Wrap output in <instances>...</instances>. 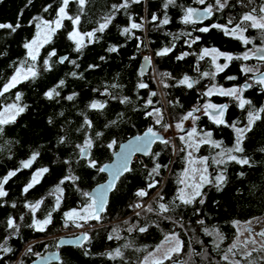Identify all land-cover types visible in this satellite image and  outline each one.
Returning a JSON list of instances; mask_svg holds the SVG:
<instances>
[{"label":"trees","instance_id":"trees-1","mask_svg":"<svg viewBox=\"0 0 264 264\" xmlns=\"http://www.w3.org/2000/svg\"><path fill=\"white\" fill-rule=\"evenodd\" d=\"M122 2L86 0L81 10L78 0H69L66 13L71 17L80 16L76 30L84 35V46L76 51L74 41L68 38L73 24L71 20L64 19L51 41L40 47L36 60L32 61L24 44L34 37L40 20L53 21L57 18L62 0H31V3L29 0H0V24H11L13 27L19 24L15 32L8 28L0 29V89L21 64L24 68L34 64L37 73L0 96V110L12 104L24 108L23 112L15 114L14 121L0 125L3 127L0 133V178L16 171V175L4 185L7 195L0 198V244L7 240L5 246L12 249L8 253L0 250V264H31L38 256L51 250L59 251V259L50 264H139L165 236L171 234L179 239L180 251L173 252L171 259H163V264H228L222 257L236 237L235 223L264 215V112H260V119L244 135L241 143L243 152L232 153L240 159H248V165L227 160L226 157L225 163H214V159L221 158L218 153L235 146L234 129L217 125L207 115L196 120L197 129L211 132V137L221 147H214L211 143L199 146L198 152L207 158V176L213 183L205 184L201 189L202 197L190 205H183L176 199L186 161L185 146L178 135H173L172 142L164 127H176L177 123L184 121L181 119L184 115L193 108L201 111L206 103L226 106V124L235 123L243 127L248 123L249 110L264 107V87L251 78L264 72V60L251 57L256 51L247 60H222V65H229L222 72L215 71L208 56L200 59L205 48L215 47L237 57L264 47L261 30L249 26L244 36L250 43L245 45L239 39L211 27L213 24L229 29L235 27L241 17L254 8L255 14L261 15L259 8L264 6V0H229L223 10L216 9L215 0H205L204 4L196 0H175L167 8L164 7L166 0H141L138 4L130 3L127 9L114 11L112 5ZM48 5L51 7L44 11ZM209 5L213 6V11L206 20L183 22L187 8ZM153 14L157 16L156 21H152ZM36 17L39 20L34 19ZM105 17H111L108 27L103 32H95L94 37L89 39L85 34L94 32L100 23L105 22ZM165 17L169 23L160 24ZM229 19L233 20L232 24H228ZM132 22L142 27L121 35L123 28H130ZM202 27L210 30L200 32ZM109 47H116L117 51L109 52ZM165 48L171 51L162 56L156 54ZM53 51L56 55L49 57ZM143 53L152 57L145 75H141L139 69L142 59L148 57ZM182 55L183 59H177ZM63 56L68 59L60 63ZM46 59L49 60L47 66L44 64ZM244 67L253 71L243 72L241 69ZM153 70L160 79V88L153 77ZM204 72L214 73V78L203 76ZM184 76L194 81L191 88L179 84ZM230 76L236 79H228ZM60 81L64 83L60 84ZM140 83L146 87L139 88ZM244 84L252 86L245 88ZM211 85L244 88L240 97L250 100L251 105L241 109L234 97L219 93L204 96L203 93ZM53 89L59 95L54 93L49 99L45 93ZM17 94L19 100L16 99ZM125 97L127 102L121 103ZM93 102L104 107L92 108ZM157 108L164 112L158 117L160 124L156 123L154 111ZM147 112L153 115L146 116ZM86 119L90 126L85 124ZM113 121L116 123L113 124ZM149 128L163 134L164 140L170 143L166 145L160 140L155 141L150 152L139 156L131 164V170L118 179L100 219L82 221L87 240L79 246H58L61 237L77 235L59 236L61 232L78 229L74 221L66 222L64 213L80 209L89 202L83 193H89L106 179V173L100 172L99 168L111 160L121 142ZM97 133L101 135L97 136ZM86 140L92 141V147L87 158H81L77 145L83 146ZM113 141L115 143L109 149L107 145ZM182 148L183 151L180 150ZM34 154L30 167L23 168L22 163L32 159ZM90 160L96 161L95 168L88 166ZM156 163L162 167L158 174L149 177ZM44 168L48 171L43 173L39 183L25 193L23 189L32 180L33 174ZM220 173L225 176V181L217 190L213 185ZM69 175L79 179L67 180L60 185L62 194L53 192L60 180ZM152 181L156 182V186L149 188L148 184ZM141 190L147 193L144 197L136 195ZM57 196H60V206L52 211L56 207ZM160 196H163L162 200ZM200 198L204 199L203 204L199 203ZM38 201L42 203L35 213L37 220L43 221L52 212L51 223L43 231L28 227L32 224L33 213L25 205ZM160 203L166 204L169 211L161 212ZM136 204L146 205L138 210ZM149 205L153 209L151 212L147 211ZM8 218L18 225V231L7 228ZM200 220L204 224L198 223ZM139 227H146L147 231L140 232ZM205 228L209 231L215 229L223 240L215 234H206ZM114 229L118 232V239ZM110 235L113 239L108 238ZM216 243H219V248ZM29 248L31 252H28ZM116 249L121 255L109 258L107 254ZM235 251L237 255L229 254V260H241V264H247L240 256L244 251L241 248ZM252 258H256L258 264H264V251L252 252L249 259Z\"/></svg>","mask_w":264,"mask_h":264},{"label":"snow or ice","instance_id":"snow-or-ice-1","mask_svg":"<svg viewBox=\"0 0 264 264\" xmlns=\"http://www.w3.org/2000/svg\"><path fill=\"white\" fill-rule=\"evenodd\" d=\"M140 2H141V0H123V2L118 4V5H116V4L112 5V8L114 11L118 12L121 9H127L130 6V3L138 4ZM174 2H175V0H166L164 7L167 8L170 4H174ZM196 2L200 3V4H204L205 0H196ZM249 2H252V0H249ZM29 3H31V0H29ZM85 3H86V0H78V4H79V7L81 8V10H83ZM228 3H229V0H215V7L217 10H223L226 6H228ZM68 4H69V0H62V5L59 7V9L57 11V18L55 20H53V21L40 20V22L36 24V27L38 30L36 33V36L31 40V42L24 44V48L28 50V57L32 61L36 60V54L39 52V48L43 47L44 44L51 41L52 36L62 26V21L64 19L71 20V22L73 24V31L69 33L68 38L70 40L74 41L76 51L79 52L81 50V48L84 46L83 45L84 35H81L76 30V25H78L80 22V16L79 15H77L75 17L68 16L66 13V7L68 6ZM50 7H51V5H48V7H46L44 9V11H48V8H50ZM212 11H213V6H211V5L205 7L202 12L198 11L196 9H193V8H187L185 11V15L183 17V22L184 23L196 22V20H200V19L204 18L205 16H211ZM255 13H256V9L254 8V9H252L251 12L244 14L241 17L240 22L237 23L235 25V27H232L231 29H229L227 26L218 25V24H213L211 27L212 28H218V29L222 30L226 36L230 35L235 39H239L242 43H244L246 45V44L250 43V41L244 36V32L250 26L251 28L261 30L262 42H264V15H256ZM259 13L264 14V6H261L259 8ZM193 17H195L196 19L193 20ZM34 19L39 20V17H36ZM129 20L131 21V17H129ZM156 20H157V16L155 14H153L152 21H156ZM110 21H111V17H105V22L100 23L99 27L97 29H95L94 32H88L85 35H87L89 37V39L93 38L95 35V32H103L108 27V24L110 23ZM247 22H250V24H248ZM168 23H169V20L167 19V17H165L163 20L160 21V24H163V25H166ZM232 23H233V20L229 19L228 24H232ZM17 27H19V24H17L15 27H13L11 24H0V29L8 28V29H11L12 32H15ZM141 27H142L141 24L132 22L130 24V28L129 27L123 28L121 35L129 34L132 29H140ZM209 30L210 29L208 27H202L199 29L200 32H208ZM193 43H195V40L193 41ZM189 47H191V44H189ZM108 51L109 52H116L117 48L116 47H109ZM170 51H171L170 48H165L162 51H158L156 54L158 56H162V55L167 54ZM255 51L256 52H264V47L256 48ZM54 55H56L55 51L51 52L49 54V57L54 56ZM184 55H187V53H185ZM205 56H211L212 57V64L215 66L217 72H222V71H224V69H226L229 66L228 63H225L222 66L216 64V60L220 57H223L226 61H231L233 59H242V60L249 59V54L247 52H245L242 56L234 57L231 54L221 52L220 50H218L215 47H213L211 49H207V48L203 49L201 54H200V59H203ZM67 59H68L67 57H62L59 62L64 63V61ZM101 59H103V57H101ZM145 59L147 60L148 58L145 57ZM177 59H183V55L178 56ZM260 59L264 60V56H261ZM73 63H75V62L73 61ZM44 64L47 66L49 64V60H47V59L44 60ZM89 67H95V65H90ZM241 70L243 72H246V73L253 71V69L246 68V67L242 68ZM197 71H199V69H197ZM36 75H37V73L35 71V65L34 64L27 66L26 71L24 69V65L21 64L20 67H17L15 69V75H13L11 77V79L3 85L2 89H0V96H3L11 88L15 87L17 83H19L23 80H27L30 77H35ZM72 75L75 76L76 73H72ZM165 75H167V74H165ZM202 75L205 77L211 75L214 78V73L204 72V73H202ZM228 79L234 80V79H236V77L230 76V77H228ZM257 82L261 85H264V74L261 75V77L259 78V80ZM63 83H64V81H60V84H63ZM193 83H194V81H190V78L188 76H184V78L179 81L180 85H187L189 88H191L193 86ZM251 86H252L251 84L247 85V87H251ZM138 87L144 88V87H146V85L143 83H140L138 85ZM165 87H167V85H165ZM243 91H244V88L233 87V88L225 90L223 88H217L216 86H213L208 91L204 92L203 95L204 96H211L214 93H219L220 95L234 97L235 99L238 100V107L241 109H244L246 105H251V101L247 100V99H242L240 97V95H238V93H242ZM54 93H55V95H59L58 92H55V89H53L49 92H46L45 95H46V97L51 99L53 97ZM152 95H155V93H152ZM16 99L17 100L20 99L19 94L16 95ZM68 99L71 100L72 97L69 96ZM125 102H127L126 97L121 100V103H125ZM148 103L151 104V100H149ZM91 107L92 108H103L104 105L97 103V102H93ZM10 109H15L17 115L24 111L23 107H18L17 105L12 104V105H7L4 108V112L9 111ZM203 109H204L205 115H208L209 118L211 120H213L214 123H216L217 125L230 126L236 132L235 146L232 148L223 149L220 153L217 154L221 158L220 159H214L213 162L218 164V165L223 164L226 162L225 161V157H226L227 160L236 161L237 163H239L241 165H248L249 164L248 159H240L236 155H233L232 153L243 152V148L241 147L243 137L246 134V132L251 131L253 123L256 120L260 119V112H264V107H262L259 110H255V109L249 110L248 116H247L248 124L244 128L237 127L235 123H233L232 125L226 124V121L223 118L224 114H225V109H226V106H224V105L217 106V105H214L211 103H206L203 105ZM210 109L212 110L211 113H209ZM198 111H200L199 108H193L186 115H184L181 119L182 120H188L191 117L193 119V122H195V120L198 119V117H196L194 115V113H196ZM4 112H0V117L4 116ZM156 114H157V116H159V110L158 109L156 110ZM152 115H153L152 112L146 113V116H152ZM14 120H15V116H11L8 119H0V125L7 124V123L12 122ZM112 123L114 124L116 122L113 121ZM156 123L160 124L161 120L157 119ZM85 124H89V121L87 119L85 120ZM89 126H90V124H89ZM164 127H165V130H167V128L169 126L165 125ZM176 128L180 131H184V129L180 123L176 124ZM2 132H3V127H0V133H2ZM100 135H101V133H97V136H100ZM196 135H197V129L195 127H193L187 133V136L189 138H192ZM211 135H212L211 132H205L203 134L204 138H202L200 140V143H211L214 147H217V148L221 147L220 143L215 142V141H211ZM180 139L182 142L185 141L184 136H181ZM156 140H160V142H162L166 145L168 143H170L169 141L158 137L156 135V133L153 131V129L149 128L147 130V132L144 134V136H142V137L137 136V137H135V140L130 141L127 146H122V151L119 154L118 161L112 170L113 177L115 178V177L121 175L123 172L130 171L131 169L128 167V162H129L130 156L136 152H143L145 154H148L151 144L154 143ZM114 143H115V141H113L112 143H109L107 145V147L109 149H111ZM186 146L189 148H198L199 147V145L196 144V142L194 140H192L191 142H188ZM91 147H92V141L91 140H86L83 146L77 145V148L79 149V153L81 155V158H87L88 151ZM180 150L183 151L184 149L182 148ZM156 155H159V153H157ZM188 155H189V157H191L192 153L189 152ZM34 159H35V154L33 155L32 159L23 162L22 167L23 168L30 167L32 160H34ZM206 159L207 158L200 159L199 161H196L194 159H190L189 165L195 164L197 162L200 164H205ZM65 163H67V161H65ZM88 166L95 168L96 167V161L90 160ZM161 167H162L161 164L156 163L155 166L149 172V174H148L149 177L153 176V174H158V170ZM106 170H107L106 167L99 168L100 172H104ZM47 171H48V169L44 168V169H41L38 172L34 173L32 176V180L24 187L23 191L25 193H27L31 188H33V186L36 183H39L40 177L43 175V173H46ZM189 172H191V175H189ZM198 172L200 173L199 174V182H195V177H196V174ZM206 172H207L206 167L203 169H196V168H190V169L186 168L185 169V172L183 174L184 178H182L179 181V183L184 184L185 187L181 188L179 190V194L176 197V199H178L181 204H183V205L192 204L193 201L196 200L198 197H202V195H203V193L201 191L202 187L205 184L213 183V181L210 180L208 178V176H206L204 174ZM15 175H16V171H10V172H8V174L6 176H4L3 178H0V198L5 197L7 195V192L4 189V185L8 182V180L11 177H13ZM77 179H79V178L76 176H72V175L64 177L63 179L60 180L59 185H57L53 189V192L62 194L63 189L60 187V185H63L65 183V181H67V180L75 181ZM189 180H192L193 182L189 183ZM224 181H225V176L222 173H220L215 177V182H214L213 186H215L217 188V190H220ZM155 186H156L155 181H152L148 184L149 188H153ZM113 187H114V184H109L107 186L102 185L92 194L83 193V195L88 198L89 202L85 203L80 208L79 211L73 209L72 211L65 212L64 217H65L66 222L67 221H73L75 219L82 220L84 222H87L88 219L99 220L100 219V213H103L105 210V202H106L107 192L110 189H112ZM186 188H191V192L185 191ZM77 190L79 191V189H77ZM146 194L147 193L143 190L138 191L136 193V195L138 197H144ZM160 199L162 200L163 196H160ZM41 203H42V201H38L35 204H26L25 205V207L30 208V210L33 213L32 224L28 225V227L34 228L37 231H43L45 229V227L49 223H51V217H52V212H49L43 221L37 220L35 218L36 210L40 207ZM199 203L203 204L204 199L200 198ZM0 206H2V205H0ZM59 206H60V196H57L56 207L53 208L52 211H55L56 208H59ZM13 207H15V205H13ZM135 207L140 208V207H142V205L136 204ZM176 207H179V205H176ZM159 209L161 212L169 211V207L164 203L159 204ZM147 211H149V212L153 211L151 205L148 206ZM81 213H83V215H81ZM137 215H139V213H137ZM21 219H23V217H21ZM125 223H127V221ZM198 223L204 224V221L200 220V221H198ZM65 226H67V223L65 224ZM76 226L81 227L82 225L77 224ZM7 228L8 229H15L16 231L19 230L18 225L14 222V220L12 218H8ZM128 230L132 231V228H129ZM113 231L116 232V238L118 239L119 235H118L117 230L114 229ZM139 231L145 232V231H147V228L146 227H139ZM204 231L208 235L215 234L219 240H221V241L223 240V237L220 236V234L215 229H213L212 231H209V229L205 228ZM259 235L264 236V233H260ZM108 238L113 239V236L110 235ZM76 239H77V241H79L81 239V237H77ZM82 239L87 240L88 239L87 234H84ZM166 239L175 240V246L172 247L171 249H169V251L166 252L165 256H164V259H171V253H173V252L179 253L180 241L178 239H176V237L174 235L172 237H166ZM248 243H249V241H245L244 245L246 246ZM251 243L255 244L256 242H255V240H252ZM6 244H7V240H5L3 244H0V250H2L4 253L11 252L12 249L10 247H6L5 246ZM125 247H128V245H125ZM216 247L219 248V243H216ZM237 247H238L237 243H233L227 249L224 256L222 257L223 260L228 261V264H241V260H229V254H232L233 256L237 255V252L235 251L237 249ZM258 251H264V244L261 245L260 249L253 248L251 251L245 250L244 252L240 253V256L243 260L247 261V264H258V260L256 258L249 259L250 257H252V252H258ZM28 252H31V248L28 249ZM192 254H195V253H192ZM107 255L109 256V258H115L116 256H120L121 252L119 249H116L115 252H109ZM154 264H163V262H162V260H158V261H155ZM185 264H186V262H185Z\"/></svg>","mask_w":264,"mask_h":264},{"label":"rangeland","instance_id":"rangeland-1","mask_svg":"<svg viewBox=\"0 0 264 264\" xmlns=\"http://www.w3.org/2000/svg\"><path fill=\"white\" fill-rule=\"evenodd\" d=\"M261 15H264V14H261ZM37 31H36V33H37ZM36 33H35L34 37L36 36ZM31 40L29 42H31ZM207 49H211V48H207ZM253 51H255V49L249 50V51H247V53L250 55L251 53H253ZM143 55H146L150 59H152V57H151L150 54L143 53ZM208 57L212 61V57L211 56H208ZM222 60H224L225 62H227L223 57H220V58H218L216 60V64L222 66V64H221V61ZM152 67H153V64H152ZM24 69L26 71L27 68H24ZM215 71H216V68H215ZM14 75H15V73H14ZM153 77L157 81L156 83H157L158 87L160 88V79H158V76L155 73V71L153 72ZM213 86H216L217 88H223V87H220L218 85H211L208 88V90L210 88H212ZM262 87H264V85H262ZM231 88H233V87H231ZM237 88H241V87H237ZM223 89L227 90V89H230V88H223ZM4 108L1 109L0 112H4ZM157 109L159 110V116H157V114H156V110ZM157 109L154 111L155 114H156V116H157L156 119H158V117H161L162 116L161 114L164 113L161 108H157ZM15 114H16V110L15 109H10L9 111L4 112V116L3 117H0V119H8L11 116H15ZM194 115L196 117H198V118L200 116H202V115H205L204 109L202 108V110L200 112L194 113ZM196 120H195V122H193V119L190 117L188 120H184L182 123H180L182 125L184 131H180L176 127L172 128L171 126H169L168 129H167V132L169 133V136H170V139H171L172 142H174V137H175V136L173 137V135H178L179 137H181V136H184L185 137V141L183 143H184V146H185L186 161H185L184 169H183L182 174L180 176V180L182 178H184L183 174H184L186 168H189V169L190 168L203 169V168L206 167L205 164H200L198 162L195 163V164L189 165V160L190 159H194L196 161H199L200 159H204V156H202L198 152V148L199 147L198 148H189V147L186 146L187 143L188 142H191L192 140H194L196 142V144H198L199 146L201 144H203V143H200V140L202 138H204L203 137V134L205 132L199 131L197 129L196 124H195L196 123ZM246 125L243 126V127H239L238 125H236V126L239 127V128H244V127H246ZM193 127H195L197 129V135L194 136V137H192V138H189L187 136V133ZM234 132H235V130H234ZM235 135H236V132H235ZM211 141H214L212 137H211ZM189 152L192 153V156L191 157H189V155H188ZM199 174H200L199 172L196 174L195 182H199ZM204 174L207 176V172L204 173ZM189 175H191V172H189ZM192 182H193L192 180H189V183H192ZM184 187H185L184 184H180L179 190L181 188H184ZM179 190H178V194H179ZM185 191L191 192V188H186ZM140 205L143 206V205H146V204H140ZM137 209L139 210L140 208H137ZM75 210L79 211L80 209H75ZM81 215H83V213H81ZM88 220H90V219H88ZM73 221L76 223V225L77 224H81L82 226L81 227H78V229H76V230H72V231H69V232H61V234H59V236H61V235H73L74 233L75 234H80V233H83V232L86 233V228L83 226L82 220L75 219ZM235 227H236L237 233H236V237H235L233 243H237V245H238L237 248H241L243 251H245V250L251 251L253 248H256V249L261 248V245L264 244V236L259 235L260 233H264V215L259 216V217H255L253 219H250V220H247V221H244V222H236L235 223ZM173 235L174 234L165 236V238L152 251H150L148 254H146L143 257V259L141 260V262L139 264H154L155 261L163 260L164 259V256H165V253L168 252L169 249H171L172 247L175 246V240L166 239V237H172ZM174 236L176 237V239H178L176 235H174ZM252 240H255L256 243L255 244H252L251 243ZM245 241H249V243L246 246L244 245V242Z\"/></svg>","mask_w":264,"mask_h":264},{"label":"water","instance_id":"water-1","mask_svg":"<svg viewBox=\"0 0 264 264\" xmlns=\"http://www.w3.org/2000/svg\"><path fill=\"white\" fill-rule=\"evenodd\" d=\"M193 9H196V10L201 11V12L204 10V8H199V7H194ZM209 17L210 16H205L204 18H202L200 20H196V22L204 21V20H206ZM195 19L196 18L193 17V20H195ZM261 56H264V52H254L251 55V57H255V58H260ZM147 58L148 59L146 60L145 57H144L142 59V61H141L140 68H139L141 75H145L148 72V70H149V68L151 66V59L149 57H147ZM262 74H264V72L263 73L256 74V75H253L251 78L254 81H258ZM246 86L247 85L244 84V87L245 88H246ZM211 112H212V110H209V113H211ZM147 130L148 129H146L145 131H143L140 134H135V135L129 137L128 139H126L125 141L121 142L118 145L116 151H114L111 160L108 163L104 164L103 167H106L107 168V170L104 171L106 173V179L102 183H100V184L96 185L94 188H92V190L89 192V194H92L93 192H95L102 185L103 186H107L109 184H114V187L107 192L105 207H106V205H107V203L109 201L110 194L114 190L115 185H116L118 179L125 173V172H123L121 175H119V176H117V177L114 178L113 177V172H112L113 167L116 165V163L118 161L119 154L122 151V146H127L129 144V142L130 141H134L135 140V137H137V136H141V137L144 136V134L147 132ZM156 135L158 137L162 138V139L165 138V136L163 134H161V133H156ZM153 144L154 143L151 144L150 149H149V152L152 149ZM88 154H89V151H88ZM88 154H87V156H88ZM143 155H147V154H145L143 152H136L133 155H131L130 158H129L128 167L130 168L131 164L134 161H136L139 158V156H143ZM84 234L85 233L83 232V233H80V234H77V235H74V236H70V237L63 236V237H61L58 240L57 244H58V246H63V245L79 246L84 241L82 239V237H83ZM77 237H81V239L79 241H77V239H76ZM58 259H59V251L58 250H51V251H47L43 255L38 256L31 264H50V263L56 262Z\"/></svg>","mask_w":264,"mask_h":264},{"label":"flooded vegetation","instance_id":"flooded-vegetation-1","mask_svg":"<svg viewBox=\"0 0 264 264\" xmlns=\"http://www.w3.org/2000/svg\"><path fill=\"white\" fill-rule=\"evenodd\" d=\"M259 59V58H258ZM238 95H242V93H238ZM224 118V117H223ZM251 219H253V218H251ZM250 220V219H249Z\"/></svg>","mask_w":264,"mask_h":264},{"label":"built area","instance_id":"built-area-1","mask_svg":"<svg viewBox=\"0 0 264 264\" xmlns=\"http://www.w3.org/2000/svg\"><path fill=\"white\" fill-rule=\"evenodd\" d=\"M145 205H143L142 207H144ZM142 207H140V208H142Z\"/></svg>","mask_w":264,"mask_h":264}]
</instances>
